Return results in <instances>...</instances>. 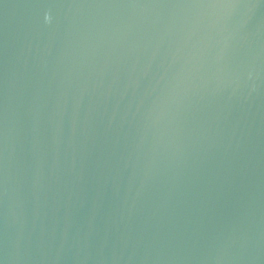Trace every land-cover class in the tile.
I'll list each match as a JSON object with an SVG mask.
<instances>
[{
    "label": "water",
    "instance_id": "obj_1",
    "mask_svg": "<svg viewBox=\"0 0 264 264\" xmlns=\"http://www.w3.org/2000/svg\"><path fill=\"white\" fill-rule=\"evenodd\" d=\"M0 264H264V0H0Z\"/></svg>",
    "mask_w": 264,
    "mask_h": 264
}]
</instances>
